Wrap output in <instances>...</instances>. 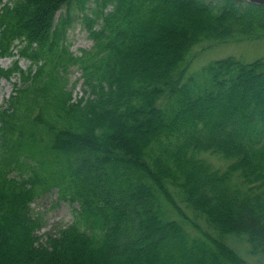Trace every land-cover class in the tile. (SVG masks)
I'll use <instances>...</instances> for the list:
<instances>
[{"label": "trees", "instance_id": "trees-1", "mask_svg": "<svg viewBox=\"0 0 264 264\" xmlns=\"http://www.w3.org/2000/svg\"><path fill=\"white\" fill-rule=\"evenodd\" d=\"M259 40L264 5L243 0H0V59L18 57L0 84L20 77L0 107V264H250L231 236L264 255V58L187 76L196 45ZM52 188L78 207L43 241L32 204Z\"/></svg>", "mask_w": 264, "mask_h": 264}, {"label": "rangeland", "instance_id": "rangeland-1", "mask_svg": "<svg viewBox=\"0 0 264 264\" xmlns=\"http://www.w3.org/2000/svg\"><path fill=\"white\" fill-rule=\"evenodd\" d=\"M62 13H65L62 11ZM60 16V13L59 15ZM68 43L70 44L71 51L75 55H81L82 49L89 50L93 47L94 41L88 36L86 28L80 21H75L68 31ZM235 57L247 63L264 58V40L259 41H245L242 43L219 44L212 45L210 42H204L196 45L191 54L189 55V62L191 63L187 76L197 73L203 66L211 61L223 59L226 57ZM18 57H6L0 59V67L8 69L12 67ZM30 61L20 59V66L23 70H27ZM68 78V89L73 91L74 100L82 97L84 93V82L82 78V70L77 67H71L66 76ZM15 84H20L19 75H15L10 79L3 78L0 84V107H6L8 99L15 92ZM215 168L224 169L228 166V162L219 156L212 154L203 155ZM40 194L36 197L32 204V209L35 216H40L43 220L44 226L39 234L46 240L47 234H56L61 228L68 226L74 220L73 208L78 205L72 206L68 200L60 199V192L58 188H52L48 191H39ZM179 204L186 211L188 216L200 224L204 229H208L205 221L190 210L185 203L176 197ZM171 210V208H169ZM174 219L182 221L175 212L172 213ZM185 226L192 233H197L194 227L185 223ZM230 246L236 250L243 259L250 264H264V255L250 254V245L244 237L231 236L228 239Z\"/></svg>", "mask_w": 264, "mask_h": 264}, {"label": "water", "instance_id": "water-1", "mask_svg": "<svg viewBox=\"0 0 264 264\" xmlns=\"http://www.w3.org/2000/svg\"><path fill=\"white\" fill-rule=\"evenodd\" d=\"M243 1L254 3V4H259V5H264V0H243Z\"/></svg>", "mask_w": 264, "mask_h": 264}]
</instances>
